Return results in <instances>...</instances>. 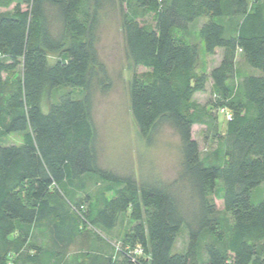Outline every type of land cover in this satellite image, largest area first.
<instances>
[{"label":"trees","instance_id":"obj_1","mask_svg":"<svg viewBox=\"0 0 264 264\" xmlns=\"http://www.w3.org/2000/svg\"><path fill=\"white\" fill-rule=\"evenodd\" d=\"M88 1L0 0V140L21 133L19 143L0 144V264H15V252L38 232L50 245H31L37 262L56 264L85 227L109 233L125 213L127 247L118 249L119 263L108 264H263L264 197L253 202L251 193L264 182V2ZM115 1L131 64L147 69L129 81L133 120L143 136L162 123L176 131L181 172L198 197L191 209L171 185L139 183L98 165L90 94L75 95L97 64L99 14ZM195 20L197 40H188L183 31ZM217 49L218 64L199 70L200 55ZM48 53L58 58L49 63ZM238 53L252 72L238 70ZM17 69L6 89L3 74ZM208 81L211 107L230 112L211 161L192 138L195 123L214 119L193 99ZM25 182L28 201L19 190ZM209 196L222 200L225 227ZM183 227L188 244L177 250Z\"/></svg>","mask_w":264,"mask_h":264},{"label":"rangeland","instance_id":"obj_2","mask_svg":"<svg viewBox=\"0 0 264 264\" xmlns=\"http://www.w3.org/2000/svg\"><path fill=\"white\" fill-rule=\"evenodd\" d=\"M247 1L250 3L252 0ZM258 1L264 2L263 0ZM115 2L114 8L113 6L111 9L106 7V10L99 14L95 30L97 64L89 77L88 87L78 91V94L75 95L81 97L87 93L90 94L92 106L90 116L95 132L98 165L117 175L130 174L139 183L144 180L159 182L165 186L171 185L172 188L179 190V194L185 198L184 202L187 197L189 198L188 203L190 202L189 208L191 209L193 204L198 203V197L191 191L184 172H181L183 144L176 131L170 125L162 123L152 129L147 136H143L139 133L133 120L128 95L129 81L133 73L145 78L144 73L147 69L140 66L133 67L131 64L121 30V12L118 9V2ZM90 4L91 0L88 1V5ZM150 18V15L147 16L145 22L149 23ZM53 26L57 27L55 22ZM197 28L198 22L195 20L187 27L186 32L183 31V34L187 35L188 40H197ZM220 57V49L215 50L212 55H200L198 69L210 71L218 64ZM57 58L58 53H48L49 63H53ZM236 66L239 71L252 72L240 53L236 58ZM19 71L17 69L3 74L6 89L12 88V82L20 76ZM0 96L4 97L5 95L0 94ZM49 98L57 99L58 93L51 94L50 92ZM193 99L203 109H207L214 115V119L212 121L210 119L209 123H195L192 126V138L197 142L200 156H208L211 161L216 151L223 148L222 137L226 115L230 112H226L223 107L219 109L211 107L214 98L210 81L207 82L203 91L194 94ZM215 123L216 126H214ZM20 140L21 133H14L1 139L0 144L19 143ZM94 179V176L88 178L89 188L92 187ZM19 190L22 198L28 201L30 184L25 182ZM263 197L264 182L255 187L251 193L253 202H258ZM76 200H80V196L76 195ZM208 201L214 203L216 217L221 219L225 227L229 218L223 210L222 200L209 196ZM129 226L130 220L128 214L125 213L120 223L109 233L95 227H85L76 244L69 247L60 258H57L56 264H108V258L119 263L121 256L118 249L127 247L124 245L123 238L128 233ZM36 234L38 235L31 238V244L28 242L22 249L15 252V264L37 262L38 258L35 256L37 250L31 245H41L42 248L50 245L39 236V232ZM200 237L202 241L210 240L208 234H201ZM187 244L188 234L183 227L177 236L174 248L184 250ZM28 245H30L29 248H27Z\"/></svg>","mask_w":264,"mask_h":264},{"label":"built area","instance_id":"obj_3","mask_svg":"<svg viewBox=\"0 0 264 264\" xmlns=\"http://www.w3.org/2000/svg\"><path fill=\"white\" fill-rule=\"evenodd\" d=\"M230 116H229V114L227 115V118H229Z\"/></svg>","mask_w":264,"mask_h":264}]
</instances>
